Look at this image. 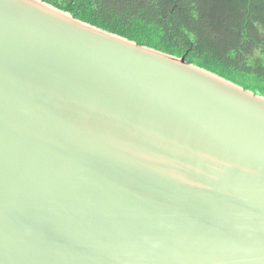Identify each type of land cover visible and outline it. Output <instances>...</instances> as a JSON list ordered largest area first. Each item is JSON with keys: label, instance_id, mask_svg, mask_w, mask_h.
Listing matches in <instances>:
<instances>
[{"label": "water", "instance_id": "obj_1", "mask_svg": "<svg viewBox=\"0 0 264 264\" xmlns=\"http://www.w3.org/2000/svg\"><path fill=\"white\" fill-rule=\"evenodd\" d=\"M0 264H264V96L0 0Z\"/></svg>", "mask_w": 264, "mask_h": 264}, {"label": "trees", "instance_id": "obj_2", "mask_svg": "<svg viewBox=\"0 0 264 264\" xmlns=\"http://www.w3.org/2000/svg\"><path fill=\"white\" fill-rule=\"evenodd\" d=\"M264 96V0H42Z\"/></svg>", "mask_w": 264, "mask_h": 264}]
</instances>
